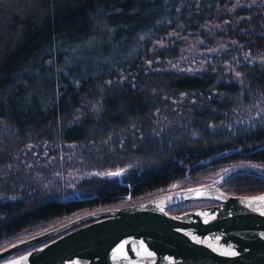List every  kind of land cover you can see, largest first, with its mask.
<instances>
[{"label": "trees", "instance_id": "trees-1", "mask_svg": "<svg viewBox=\"0 0 264 264\" xmlns=\"http://www.w3.org/2000/svg\"><path fill=\"white\" fill-rule=\"evenodd\" d=\"M204 185L264 193V0H0V252Z\"/></svg>", "mask_w": 264, "mask_h": 264}, {"label": "water", "instance_id": "water-1", "mask_svg": "<svg viewBox=\"0 0 264 264\" xmlns=\"http://www.w3.org/2000/svg\"><path fill=\"white\" fill-rule=\"evenodd\" d=\"M260 197L264 193L234 196L204 185L93 212L1 251L0 264H264ZM206 199L217 203L168 211L176 204ZM230 199L248 207L231 209L226 204Z\"/></svg>", "mask_w": 264, "mask_h": 264}, {"label": "bare ground", "instance_id": "bare-ground-1", "mask_svg": "<svg viewBox=\"0 0 264 264\" xmlns=\"http://www.w3.org/2000/svg\"><path fill=\"white\" fill-rule=\"evenodd\" d=\"M212 192L215 195L217 194V192H215V191H212ZM226 204L231 209H245L248 207L245 204L240 203L237 199H230V200L226 201Z\"/></svg>", "mask_w": 264, "mask_h": 264}, {"label": "snow or ice", "instance_id": "snow-or-ice-1", "mask_svg": "<svg viewBox=\"0 0 264 264\" xmlns=\"http://www.w3.org/2000/svg\"><path fill=\"white\" fill-rule=\"evenodd\" d=\"M259 199L264 200V197H260ZM230 255H236L235 252L229 253Z\"/></svg>", "mask_w": 264, "mask_h": 264}, {"label": "rangeland", "instance_id": "rangeland-1", "mask_svg": "<svg viewBox=\"0 0 264 264\" xmlns=\"http://www.w3.org/2000/svg\"><path fill=\"white\" fill-rule=\"evenodd\" d=\"M179 184L174 185V187H177ZM83 217V216H82ZM61 227V226H60ZM54 230V229H53ZM51 231V230H50ZM46 233V232H45Z\"/></svg>", "mask_w": 264, "mask_h": 264}]
</instances>
